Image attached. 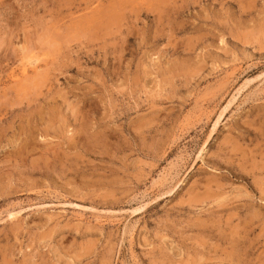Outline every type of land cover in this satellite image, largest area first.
Masks as SVG:
<instances>
[{"label": "rangeland", "instance_id": "rangeland-1", "mask_svg": "<svg viewBox=\"0 0 264 264\" xmlns=\"http://www.w3.org/2000/svg\"><path fill=\"white\" fill-rule=\"evenodd\" d=\"M0 264H264V0H0Z\"/></svg>", "mask_w": 264, "mask_h": 264}]
</instances>
